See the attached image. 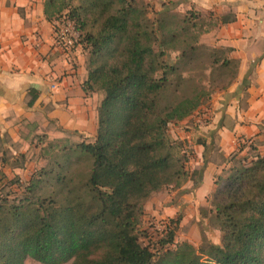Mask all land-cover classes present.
Instances as JSON below:
<instances>
[{"label": "trees", "instance_id": "16d2710c", "mask_svg": "<svg viewBox=\"0 0 264 264\" xmlns=\"http://www.w3.org/2000/svg\"><path fill=\"white\" fill-rule=\"evenodd\" d=\"M109 1L43 3L47 21L66 16L75 25V46L88 53L81 87L86 96L101 91L103 97L94 140L50 142L44 148L50 160L25 182L18 174L6 175L5 167L23 165L14 157L10 163L2 153L0 264H25L27 257L43 264H264V154L253 144L245 154H231L230 165L216 177L212 204L219 244L203 238L198 247L182 242L170 248L181 213L164 222L159 252L140 242L138 223L149 197L187 175L184 155L172 152L168 124L187 117L208 98L199 86L181 94L186 78L180 65L200 44L186 43L174 62L166 50L175 41L186 42L182 36L201 13H184L181 23L186 26L177 32L168 27L166 9L152 27L141 20L134 0L107 11ZM232 20L230 13L216 19ZM212 63L234 64L236 77L238 61L228 54ZM33 100L34 95L28 105ZM12 185L22 191L11 196Z\"/></svg>", "mask_w": 264, "mask_h": 264}, {"label": "crops", "instance_id": "0c3cea01", "mask_svg": "<svg viewBox=\"0 0 264 264\" xmlns=\"http://www.w3.org/2000/svg\"><path fill=\"white\" fill-rule=\"evenodd\" d=\"M44 1L0 0L3 141L4 136L13 141L20 138L29 125L39 133L50 119L84 129L85 54L80 44L65 48L57 42L53 23L43 13ZM171 8L183 13L195 10L216 19L228 13L234 16L208 31L213 45L231 48L228 56L238 61V67L232 83L235 91L214 101L211 119L200 130L202 143L193 144L189 173L197 177L195 181L190 177L185 190L178 192L179 201L187 205L193 201V207H198L214 190L216 177L228 168L231 154L247 153L249 144L264 154V0H174ZM32 95L34 100L28 105ZM91 116L97 124L96 114Z\"/></svg>", "mask_w": 264, "mask_h": 264}, {"label": "rangeland", "instance_id": "374dc122", "mask_svg": "<svg viewBox=\"0 0 264 264\" xmlns=\"http://www.w3.org/2000/svg\"><path fill=\"white\" fill-rule=\"evenodd\" d=\"M134 1L141 20L147 22L149 26L154 27L156 25L155 20L160 16L159 12L165 9L168 10L166 21L171 30L180 32L182 31V25L186 26L181 23L183 11L179 9H175V11L173 8L168 9L174 0ZM122 4L123 0H110L107 11H113ZM98 10L94 11V15L98 14ZM194 18L196 25L187 29V33L182 36L186 42L175 41L173 44H169L166 50L168 51L169 61L174 62L181 48L187 46L186 43L193 45L200 44L201 47L195 50L194 55L192 53L190 59L184 60L180 65L181 74L186 78L182 87L185 93L181 94H190L199 86L203 87L208 93V98H203L202 103L187 117L168 124L166 134L168 139L173 143L172 152L177 156L184 155L186 159L184 161V168L187 170V175L182 176L176 184L165 186L153 193L144 207V212L138 223L139 240L142 244L148 245L155 253L160 250L158 240L164 234V222L170 216L175 217L178 213L182 214V221L175 230L174 242L170 244V248L175 249L182 242H188L194 247H198L203 238L216 244H219L221 241V231L213 219L212 197L216 184L214 190L206 198L205 203L198 207H193V201V205H187L183 203L184 201H179L177 197L178 192L185 190L184 186L188 179L191 177L195 181L197 177V174H192L191 176L189 173L191 172L189 160L194 152L193 144H197V140L202 138L201 131L204 130V126L211 119L215 105L214 101L216 99H223L225 95L234 92L236 88L232 86L235 79H233V74L236 71L235 65L229 64L227 67H222L219 63H212L213 58L221 60L224 55L229 54L228 49L225 50L228 47L215 46L210 42V38L208 37V31L217 24L216 18L201 14ZM215 49H218V51L214 52L213 55ZM83 51L86 58L87 50L83 49ZM87 97L86 112L83 113V119L81 120L83 121L82 125L84 129L79 130L67 127L61 125L57 119H50L43 125L39 133H35V129L29 125L28 128L23 130L24 132L27 130V133L15 141L9 136H4V141L0 137V157L4 153L5 157L10 160V163L14 160V157L17 164L23 165L21 169L15 168L14 170L5 167L3 170L6 175L9 178H13L14 173L18 174L19 179L25 182L30 177L32 171L46 165L50 160V157L44 154V148L52 141L59 140L61 141L60 143L66 144L93 141L97 124L95 122L93 124L90 119L93 113H97V106L103 97V92L96 91ZM66 107L67 104L64 103V109ZM21 153L23 154L22 158L19 157ZM12 188L11 196L19 194L22 191L21 188L16 189L15 185H12ZM5 190L10 189L7 187ZM183 204L184 206L182 207ZM24 263L43 264L30 257H27ZM62 264H70V261Z\"/></svg>", "mask_w": 264, "mask_h": 264}, {"label": "built area", "instance_id": "2783aa9c", "mask_svg": "<svg viewBox=\"0 0 264 264\" xmlns=\"http://www.w3.org/2000/svg\"><path fill=\"white\" fill-rule=\"evenodd\" d=\"M53 27L57 42L65 48H72L78 43L79 32L68 17L61 16L55 19Z\"/></svg>", "mask_w": 264, "mask_h": 264}, {"label": "clouds", "instance_id": "9594fccd", "mask_svg": "<svg viewBox=\"0 0 264 264\" xmlns=\"http://www.w3.org/2000/svg\"><path fill=\"white\" fill-rule=\"evenodd\" d=\"M0 111H3V109H2V108H0Z\"/></svg>", "mask_w": 264, "mask_h": 264}]
</instances>
